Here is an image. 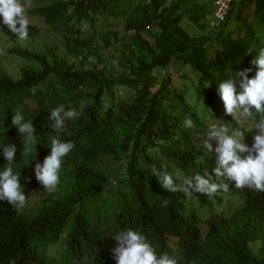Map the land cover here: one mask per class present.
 Here are the masks:
<instances>
[{"label": "trees", "instance_id": "1", "mask_svg": "<svg viewBox=\"0 0 264 264\" xmlns=\"http://www.w3.org/2000/svg\"><path fill=\"white\" fill-rule=\"evenodd\" d=\"M44 1L33 0V11L44 26L65 37L64 57L56 49L46 50L41 57L19 51L36 59L42 69H24L19 80L0 68L2 112L10 111L9 101L25 97L23 114L33 120L39 144L27 157L20 155L23 145L16 132L9 133L2 144L17 147L13 167L31 162L55 134L47 112L61 104L66 110L73 109L77 118L71 125V118L66 119L59 135L75 145V183L65 196L55 195L50 207L48 203L31 217L25 210L15 211L0 202V264H47L43 247L58 241L59 227L66 226L64 217L70 226L67 235L80 241L83 233L101 236L100 231L107 228L115 235L126 216L130 219L124 226L142 229L157 250L171 253L170 247L180 246L192 264H264V245L259 255L249 243L250 233L256 229L248 231L242 226L264 220V194L240 190L239 202L244 206L235 217L216 225L202 243V220L181 206L156 214L153 221L149 209L156 207L154 203L136 205L139 212L129 214L133 200L163 198L151 173L153 166L168 174L175 168L194 174L211 171L210 156L204 159L199 148L206 113L197 108H204L203 98L215 99L216 83L250 67L248 62L255 53L245 52L256 51L264 42V0L233 3L252 5L257 29L249 27L247 40L224 33L211 35L212 0ZM229 22L227 17L219 29L227 28ZM85 23L94 30L90 40L82 38L88 33L80 28ZM96 23L99 28L95 29ZM34 33L31 28L30 37ZM214 39L219 44L212 47ZM210 51H214L213 57H208ZM70 58L78 62L77 67L68 62ZM171 73L183 81H195L191 92L195 103L187 102V87L176 85ZM43 85L50 91H33ZM185 118L193 121L191 129L183 127ZM0 163H6L2 157ZM123 196L126 199L116 203ZM186 199L196 200L200 206L210 203L195 193ZM106 205L109 208L104 210ZM84 226L100 231H86ZM112 245L116 241L100 240L86 244L84 253L67 250L71 257L66 262L115 264L110 258Z\"/></svg>", "mask_w": 264, "mask_h": 264}, {"label": "clouds", "instance_id": "2", "mask_svg": "<svg viewBox=\"0 0 264 264\" xmlns=\"http://www.w3.org/2000/svg\"><path fill=\"white\" fill-rule=\"evenodd\" d=\"M238 1L234 0L230 3L226 19L233 3ZM34 8L36 5L33 0H28L27 7H24L21 0H0V46H4V49L0 50V68L13 80H19L24 69L42 70L38 61L27 55L41 57L46 50L55 49L47 43H44L40 54H34L28 49L31 42L40 38L42 31L61 36L63 40L65 38L46 26L41 29L35 25L32 20L42 22L33 11ZM212 12L211 5L208 26L212 21ZM31 28H35L32 37H30ZM19 51H26L27 55L23 56L18 53ZM245 53H255L248 62L250 67L238 70L235 76H229L228 79L216 83L214 100L207 98L201 100L204 103L201 111L206 113V119L203 118L206 131L199 136L203 142L199 148L205 154L204 159L210 156L211 171L194 174V171L184 172L175 168L168 174L162 168L158 170L153 166L151 173L157 178L160 186L159 195L163 198L133 200L129 214L139 212L136 205L143 202L154 203L156 207L149 209L153 211L151 213L153 221L156 214L181 206V210L195 212L202 220L199 225L202 243L216 225L235 217L244 206V202H239L240 190L264 194V42L256 51L251 52L249 49ZM6 54L11 60L26 62L19 66L17 74H9L5 70L2 59ZM68 62L74 67L78 66V62L73 61L72 58ZM34 65H38L39 68ZM175 75L178 78V75ZM33 91L50 90L43 85ZM209 102L213 103L210 107L206 106ZM7 105L10 111L4 114L1 110L3 104H0V157L6 162L3 166L0 163V202L7 204L15 211L25 210V215L31 217L48 203L50 207L55 195L61 193V196H65L67 190L75 183V145L69 139H60L59 133L64 127L65 120L74 118L77 113L73 109L66 110L62 104L47 112V119L52 121L50 124L55 132L49 137L48 146L34 154L31 162L13 167L17 147L10 142L2 144L7 135L16 132L23 145L20 155L27 157L32 154L33 149L36 152L39 134L36 132L33 120L26 118L23 114L25 97L19 96L9 101ZM252 118L255 120L251 121L247 129L242 120ZM182 123L186 129L193 127L191 118H185ZM111 183L115 185V181ZM39 189L45 191V196L33 201ZM193 193L208 199L210 203L200 206L198 201L186 199L187 195ZM125 199L124 196L116 199V203ZM36 203L41 207L40 209L34 207ZM108 208L106 205L104 210ZM75 211H78V206L73 209L72 214L75 215ZM68 218L71 222V218ZM129 219V216L125 217L115 235H112L108 228L100 231L84 226L83 229L86 231L95 230L103 234L99 236L94 233L92 237L83 233L84 235L80 236L78 241L67 235L70 226L67 218L64 217L66 226L59 227L58 241H51L43 247L47 264H69L66 260L71 256L66 253L67 250L84 253L86 244H93L100 240L109 243L116 241V246L112 245L110 249L112 254L110 258L113 257L115 264H192L186 261L185 253L180 246L170 247L171 253L157 250L142 229L124 226ZM87 220L92 221V218ZM242 226H245L248 231L256 229L254 233L249 232L252 237H249L251 239L249 243L252 252L261 255V246L264 245V220L242 224ZM56 230L57 228L54 229ZM70 240H73L75 244L71 245L68 242ZM61 254L65 255L64 261L59 258Z\"/></svg>", "mask_w": 264, "mask_h": 264}, {"label": "rangeland", "instance_id": "3", "mask_svg": "<svg viewBox=\"0 0 264 264\" xmlns=\"http://www.w3.org/2000/svg\"><path fill=\"white\" fill-rule=\"evenodd\" d=\"M47 0H45L43 3H46ZM21 3L24 5V7H27L28 5V0H21ZM30 3V2H29ZM31 4V3H30ZM210 13V11H209ZM230 15H228L229 17V24L227 26V28L225 29H219V26L217 27H210L208 26V29L211 31V35L215 36L218 35L220 33H224L225 36H229L230 38L233 39H245L246 35H247V31L249 29V27H252L254 29H257V20L254 19L253 15H252V5L250 3H245L243 5L237 6L236 4L232 6V10L230 11ZM239 14V15H238ZM210 19V18H209ZM32 22L37 25L38 27H40L41 29L44 28V25L40 22H37L36 20H32ZM98 24L96 23V26H94V28H99V26H97ZM182 25H184V28L187 31H190V26H187L186 23H183ZM80 28H84L88 31V33H86L82 38L86 39V40H90L92 38H94V30L88 25V24H80ZM196 30V29H195ZM206 31V30H205ZM209 31V32H210ZM257 36H260L258 33L256 34ZM248 38H246L245 40H247ZM215 40V39H214ZM10 41V40H9ZM97 41V40H96ZM264 41V39H263ZM31 46L28 47V49L34 53V54H40L42 53V48L44 43H47L49 46H53L55 47V49L57 50L58 54L62 57H64L65 53H64V40L61 36L58 35H53L51 32L49 31H42L40 38L31 42ZM219 42H216V40L214 41V43L211 44L212 47L218 45ZM4 46H0V50H3ZM217 52L219 51L218 49L216 50ZM214 51H210V53L208 54V57H213L214 56ZM4 66H5V70L9 73V74H17V72L19 71V66L23 63H26L24 61H15V60H11L8 55L6 54L4 59H2ZM12 63V64H11ZM18 66V68H17ZM36 68H39L38 65H34ZM172 78H173V82L176 85H179L181 83H183L186 87H187V91H189V95L187 98V102L189 103H195V98L192 95V91H194L193 89V80H188V81H183L180 78H176L177 76L175 74H171ZM179 77V76H178ZM197 111H201V109L197 108ZM203 118H205V115L202 116ZM77 118V116H75L74 118H71L69 123L70 125L73 123V121ZM206 119V118H205ZM255 120V118H252L250 120H242L243 123L245 124L246 128L249 129L251 121ZM209 131V129H208ZM202 137V136H201ZM104 170L105 168L102 167ZM45 196V191L43 189H39L37 191V193L34 195L33 197V201H37L40 198H43ZM36 209H40L41 207L36 203L34 206ZM61 261H64L65 259V255L61 254L59 256Z\"/></svg>", "mask_w": 264, "mask_h": 264}, {"label": "built area", "instance_id": "4", "mask_svg": "<svg viewBox=\"0 0 264 264\" xmlns=\"http://www.w3.org/2000/svg\"><path fill=\"white\" fill-rule=\"evenodd\" d=\"M232 1L234 0H213L212 21L210 22V26L222 23L226 19V15Z\"/></svg>", "mask_w": 264, "mask_h": 264}]
</instances>
